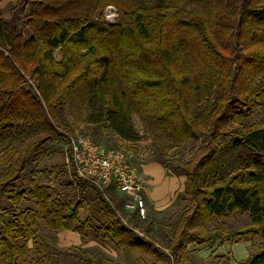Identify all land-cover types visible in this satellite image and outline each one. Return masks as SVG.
I'll return each mask as SVG.
<instances>
[{
    "label": "trees",
    "instance_id": "trees-1",
    "mask_svg": "<svg viewBox=\"0 0 264 264\" xmlns=\"http://www.w3.org/2000/svg\"><path fill=\"white\" fill-rule=\"evenodd\" d=\"M260 109L264 0H15L10 16L0 13V258L119 264L100 248L58 244L41 233V220L54 236L71 231L84 242L91 230L92 239L137 248L155 264L192 262L194 243L260 238L259 251L238 264H264V119L253 121ZM64 110L76 126H105L132 149L143 137L133 120L140 116L160 146L153 160L185 176V205L166 245L148 227L137 230L147 215L127 210L115 189L98 188L68 163L70 173L62 165L38 173L62 176L59 185L68 176L78 195L94 189L103 218L82 220V198L57 186L24 187L29 156L39 160L44 144L63 137L67 151L75 126ZM164 139L167 148L200 145L172 161ZM238 214L247 221L227 223Z\"/></svg>",
    "mask_w": 264,
    "mask_h": 264
},
{
    "label": "rangeland",
    "instance_id": "rangeland-1",
    "mask_svg": "<svg viewBox=\"0 0 264 264\" xmlns=\"http://www.w3.org/2000/svg\"><path fill=\"white\" fill-rule=\"evenodd\" d=\"M15 4V0H0V13L5 16H10L11 8ZM106 17L110 21L115 20L117 12L113 5H109L105 9ZM57 58L59 53L56 52ZM67 121H70L75 127H72V131L75 133H87L97 138V140L104 142L110 146L124 145L128 146L129 143L120 139L112 130L106 129L105 126L93 127L86 123H80L76 126L73 121V114L64 110L62 112ZM264 119V109H260L257 114H254L253 121ZM133 120L136 128L143 134V137L134 145V150L137 154V163L139 166L140 174L144 180V199L146 202V219L138 218L137 230L141 231L142 227H148L150 233L159 241L160 244L166 245L168 237L171 236L172 227L179 218L185 202L182 201L179 196L185 188V176L178 175L170 172L158 161L153 160V157L159 153L160 146L152 141L147 133L144 131L143 123L140 116L137 113L133 114ZM74 122V123H73ZM62 130V129H61ZM65 130V129H64ZM63 130V131H64ZM69 133V132H68ZM27 136V135H26ZM25 140L28 137L24 138ZM163 150L166 151V157L169 160L175 161L177 159H188L199 147V143L189 142L179 147L167 148L169 142L164 139ZM66 138L63 137L54 143L44 144L46 154L39 160L33 159V156H29L28 166L24 172V187L31 186L32 181L37 183L50 184L57 186L58 189H64L67 192L73 194V199L76 200L80 196L84 202V207L81 210L80 217L82 220L86 218H93L95 220L103 218V213L99 210L97 205L96 192L92 188H84L81 190V195H78L77 191L72 189L68 176H64L65 180L59 185V181L62 176L50 175L48 178L38 173L39 169H50L53 165H62V169L67 173L72 172V168L67 166L66 157L67 151L65 148ZM4 144L0 145V154ZM6 169L0 164V173ZM31 207H36L34 203H26ZM247 221V216L238 214L231 218L227 223L241 225ZM43 235H49L54 241L60 245L78 244L86 248L94 249L100 248L107 255L111 256L119 264H155V258L146 253L138 250L137 248L130 249L126 244H118L115 241L92 239L91 230H87V237L84 242H81L80 236L76 234V238L69 237L63 232H59L56 236L46 231L41 220L38 221ZM129 243V242H128ZM228 243V242H226ZM260 238L255 239H243L237 243L231 244L226 251L219 244L206 245V244H191L189 246V256L192 262H183L182 264H238L239 261L247 258L250 254H254L260 249ZM221 247V249H220ZM225 247V246H223ZM0 264H5L0 258ZM26 264H32L30 260Z\"/></svg>",
    "mask_w": 264,
    "mask_h": 264
},
{
    "label": "built area",
    "instance_id": "built-area-1",
    "mask_svg": "<svg viewBox=\"0 0 264 264\" xmlns=\"http://www.w3.org/2000/svg\"><path fill=\"white\" fill-rule=\"evenodd\" d=\"M66 162L77 176L98 188L115 189L122 195L127 210L146 216L144 180L134 149L127 145L110 146L90 134L77 132L69 138Z\"/></svg>",
    "mask_w": 264,
    "mask_h": 264
},
{
    "label": "crops",
    "instance_id": "crops-1",
    "mask_svg": "<svg viewBox=\"0 0 264 264\" xmlns=\"http://www.w3.org/2000/svg\"><path fill=\"white\" fill-rule=\"evenodd\" d=\"M160 164H161V163H160ZM161 165H162V164H161ZM162 166H163V165H162ZM63 233H65L66 235H68V238H69V237H72V236H73L74 238H76L75 233H73V232H71V231H65V232H63ZM223 246H225V247H223ZM226 246H229L228 243H224V244L221 246L222 248H224V251H226L227 248H228V247H226ZM221 247H220V249H221Z\"/></svg>",
    "mask_w": 264,
    "mask_h": 264
}]
</instances>
